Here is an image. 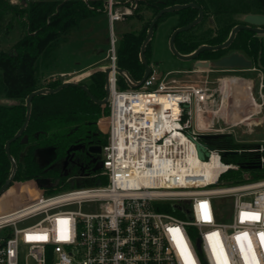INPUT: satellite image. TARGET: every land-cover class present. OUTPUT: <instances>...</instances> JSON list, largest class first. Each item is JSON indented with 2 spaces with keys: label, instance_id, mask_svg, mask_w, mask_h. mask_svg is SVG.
<instances>
[{
  "label": "built area",
  "instance_id": "1",
  "mask_svg": "<svg viewBox=\"0 0 264 264\" xmlns=\"http://www.w3.org/2000/svg\"><path fill=\"white\" fill-rule=\"evenodd\" d=\"M138 4L104 2L110 70L109 112L99 119L107 136L102 168L55 193L37 179L13 176L0 194V264H186L179 238L193 264H264V177L211 187L240 168L224 160L227 149L201 138L223 133L219 120L207 116L219 101L213 81L180 84L152 66L140 86L118 84L115 23ZM263 89L262 79L264 97ZM249 150L261 153L264 142ZM245 212L260 219L243 218Z\"/></svg>",
  "mask_w": 264,
  "mask_h": 264
},
{
  "label": "trees",
  "instance_id": "2",
  "mask_svg": "<svg viewBox=\"0 0 264 264\" xmlns=\"http://www.w3.org/2000/svg\"><path fill=\"white\" fill-rule=\"evenodd\" d=\"M104 2L105 0H27L16 3L12 0H0V34L12 32L16 25L21 29V34L9 49L0 48V99H4L0 102V187L6 182L11 170V160L5 144L25 121L27 95L43 86L56 87L63 82L61 79H54L46 85L42 84L39 75L41 62L56 51L72 28L102 11ZM189 2L199 4L204 9V17L189 30L176 35L175 46L182 54H190L202 44L224 43L234 26L246 23L244 18L247 14H264V0H139L138 7L128 18L134 19L137 16L142 19V15L138 16L142 7L152 9L154 17L163 7ZM198 14L199 9L193 6L165 12L155 24L154 33L157 24L170 15L178 18L175 29L190 23ZM211 17L214 20L212 27L193 34L194 30L202 28ZM152 18L139 30L129 29L123 32L118 41V66L129 71L137 80L145 72L141 49ZM152 39L145 51L149 63L152 58ZM231 50L243 52L264 73L263 34L251 28L240 29L229 46L205 49L196 59L216 60ZM79 82L85 84L97 99H103L107 94L104 68L93 70ZM118 84L121 88L129 86L122 75L118 78ZM108 112V105L96 103L80 86L70 85L54 93L34 96L31 116L24 131L28 135V141L23 143L17 139L10 146L11 154L17 162L13 180L26 181L50 175V171L39 160V149L54 146L59 153L64 152L77 128H82L88 120L97 121ZM218 141L221 148L239 150L236 153L224 152L223 158L227 160L232 155L236 157L235 162L240 164L239 169L224 173L220 181L230 180L234 184L245 181L250 176L264 177V162L260 161V155L264 157V150L261 153L249 150L258 144L239 143L231 133H223Z\"/></svg>",
  "mask_w": 264,
  "mask_h": 264
},
{
  "label": "rangeland",
  "instance_id": "3",
  "mask_svg": "<svg viewBox=\"0 0 264 264\" xmlns=\"http://www.w3.org/2000/svg\"><path fill=\"white\" fill-rule=\"evenodd\" d=\"M16 3L27 2V0H12ZM105 8V5H104ZM103 8L97 14L84 19L78 26L72 28L61 42L58 51L59 57L57 61H53L52 55L48 56L41 62L40 79L42 84H48L54 79H61L62 81L74 80L73 75H52V72H60L63 70H70L74 67H81L82 64H88L100 59L102 56L107 57L109 38H110V24L108 15ZM123 9V6H118ZM141 13L143 18L139 19L128 18V16L115 23V33L118 39L121 37V28L119 22L125 25L124 30L135 29L139 30L143 25L153 17L152 9L142 7ZM178 18L176 15H170L167 19L160 21L156 28L154 37L151 41L152 49V66L161 74L169 72V78H176L178 83L186 84L197 82L205 78L214 81L213 88H217L216 99L217 103H211L210 109L207 113L208 118H217L220 127L223 128V133H231L235 141L239 143H253L259 144L264 142V121L260 124L259 119L264 115L263 112L258 114L262 106L260 103L264 102V97L260 94L259 83L264 77L261 69L252 64V70H246V67H221L215 64L213 59H193L183 60L177 57L171 50L169 45L170 36L177 25ZM151 22V21H150ZM214 24L213 18H209L202 28L193 31V34H199ZM119 29V32H118ZM21 34L19 25L12 32L0 34V48L9 49L14 41ZM264 38V35H263ZM103 52L100 53V50ZM231 50L227 55L235 52ZM241 54L243 52L237 50ZM100 54V55H99ZM245 55V54H244ZM96 56V57H95ZM246 56V55H245ZM105 57L102 61H97L90 66L91 72L97 68L104 67L108 64V59ZM202 61V64H196L197 61ZM90 72V73H91ZM208 74V75H207ZM246 76L254 80L253 93L256 97V102L253 99L252 89L246 85ZM252 95L253 102H250L248 96ZM224 98L221 102L220 99ZM4 101V99H0ZM108 105V104H106ZM226 105V106H225ZM237 110V113L235 109ZM256 107V108H255ZM106 114V113H105ZM247 115V120H243V116ZM260 124V125H259ZM225 160V159H224ZM235 162L236 157L232 155L227 159ZM106 178H104L105 180ZM232 184V181L225 180L211 185V187H219ZM70 185H60L50 187L47 193H55L70 188ZM84 210L91 209L84 205Z\"/></svg>",
  "mask_w": 264,
  "mask_h": 264
},
{
  "label": "water",
  "instance_id": "4",
  "mask_svg": "<svg viewBox=\"0 0 264 264\" xmlns=\"http://www.w3.org/2000/svg\"><path fill=\"white\" fill-rule=\"evenodd\" d=\"M187 6H193V7H197L199 9V14L198 16L191 21L190 23L183 25V26H179L177 28H175L170 36L169 39V45L170 48L172 50V52L179 57L180 59L183 60H193L196 59L197 56L200 54V52H202L205 49H211V48H221V47H227L231 44V42L233 41V39L235 38L236 34L238 33V31L242 28H251L254 31H256L259 34H263L264 35V14H260V13H249L245 16L244 20L246 23H241V24H237L236 26L233 27L230 37L228 38L227 41H225L224 43L221 44H217V45H208V44H202L200 45L195 51H193L190 54H182L180 53L176 46H175V38L176 35L182 31H186L189 30L190 28H192L194 25H196L198 22H200L203 17H204V9L197 4L196 2H189L186 4H175V5H170V6H166L163 7L162 9H160L155 16L152 18L150 25H149V29H148V34L146 39L143 42L142 45V49H141V59L145 64V72L143 77L140 80H135V78L131 75V73L129 71H127L126 69H123L121 67L117 68V71L120 75L122 76H128V84L132 87H138L142 84L144 78H146L149 73L152 71V65L151 63H149L147 57H146V46L147 44L150 42V40L153 38L154 36V27L155 24L157 23V21L159 20V18L165 13V12H169V11H174L176 9H180V8H184ZM196 64H202V61H197ZM215 64H217L218 66L221 67H235V66H240V67H251L252 66V60L248 59L244 54H241L238 51H235L229 55H225L219 59L215 60ZM259 66L262 68L261 63H259ZM110 67H106L105 68V73H106V96L103 99H97L89 90V88L85 85L80 83L79 81H74V80H66L63 81L60 85L56 86V87H49V86H43L41 88H38L36 90L31 91L27 97H26V107H27V112H26V118L25 121L23 123V125L20 127V129L17 131V133L12 136L11 138H9L6 141L5 144V150L7 152L8 157L11 160V170L9 173V176L6 180V182L0 187V194L9 186L15 172H16V168H17V162L14 158V156L11 154V150H10V146L11 143L15 140H17L22 133L24 132V130L27 127L28 121L30 119L31 116V109H32V100L34 98V96L38 95V94H42V93H54L57 92L59 90H61L64 87L70 86V85H75V86H80L82 87L84 90L87 91V93H89L90 97L97 103L99 104H107L108 100H109V80H108V73H109ZM1 102V101H0ZM223 135V133H213V134H201V138L204 139L205 143H210V144H215L218 145L219 141L218 138H220ZM23 141L27 140V135H24V137L22 138ZM198 149H199V155L202 158H205V156L208 154V152L206 151V148L204 146L203 143H198L197 144ZM227 153H236L239 152V150H227ZM43 154L46 153H52L55 154V148L54 147H47L44 148L42 150ZM39 154V152H38ZM103 166V163L97 167L101 168ZM86 182H90L89 179L85 180ZM37 183L39 186L41 187H45V188H50L52 186H54L56 183H51L49 182L48 179H44V178H39L37 179ZM98 184L102 183L101 179H98L97 181ZM72 184H74V181L72 182ZM78 185L82 184V181L80 180V178L77 179V183Z\"/></svg>",
  "mask_w": 264,
  "mask_h": 264
},
{
  "label": "flooded vegetation",
  "instance_id": "5",
  "mask_svg": "<svg viewBox=\"0 0 264 264\" xmlns=\"http://www.w3.org/2000/svg\"><path fill=\"white\" fill-rule=\"evenodd\" d=\"M24 135L27 134L23 132L18 139L26 143L28 135L27 140L23 141ZM106 140V134L99 127V119L97 121L88 120L82 128H77L73 133V137L64 152L59 153L56 147L49 146L55 148V154H43L42 150L47 146L42 147L38 151V157L50 171V175L43 178L48 179L51 183H56L52 187L65 186L72 185V182L76 181L77 178L89 175L96 170L99 171L102 167L96 168L103 163V147Z\"/></svg>",
  "mask_w": 264,
  "mask_h": 264
},
{
  "label": "crops",
  "instance_id": "6",
  "mask_svg": "<svg viewBox=\"0 0 264 264\" xmlns=\"http://www.w3.org/2000/svg\"><path fill=\"white\" fill-rule=\"evenodd\" d=\"M118 22V21H117ZM119 28H121L120 30H121V34L123 33V32H125V31H127L126 29L124 30V27H125V25H123L122 23H120L119 22ZM118 32H119V29H118ZM61 46V45H60ZM60 46L56 49V51L52 54V58H53V61L55 62V61H57L58 60V57H59V53H58V51H59V49H60ZM101 52H103V49H101L100 50V53ZM100 55V54H99ZM96 57V56H95ZM105 54H104V56H102L100 59H98V60H95V61H92V62H87L88 64H82L83 66H81V67H74V68H72V69H70V70H63V71H60L59 73L58 72H52L51 74L52 75H73L72 77H74V79H80L81 77H85V76H88L89 74H90V72H91V69H90V66H92L94 63H96L97 61H102V60H104L105 59ZM151 65H152V63H151ZM105 67V66H104ZM104 67H101V68H104ZM247 68V67H246ZM253 68H251V67H248L246 70H252ZM208 75V74H207ZM263 79V78H262ZM262 79H261V81H260V83H259V90H260V94H261V83H262ZM198 82V81H197ZM214 82V81H213ZM192 83H196V81L195 82H192ZM246 85L248 86V88H251L252 89V94H253V99L256 101V102H258L257 101V99H256V97L254 96V93H253V88H254V80L252 79V78H250L249 76H246ZM250 94V93H249ZM262 95V94H261ZM250 96H251V101L250 102H253L254 104H255V101H253V99H252V95L250 94ZM264 103V102H263ZM260 104H262V103H260ZM262 106V105H261ZM256 108V107H255ZM235 110H237V109H235ZM263 106H262V109H261V111L258 113V114H261L263 111ZM237 113V112H236ZM262 116V118H260L259 119V122H260V124L264 121V115H261ZM248 116L247 115H245V116H243V120H247V119H250V118H247ZM259 124V125H260Z\"/></svg>",
  "mask_w": 264,
  "mask_h": 264
},
{
  "label": "snow or ice",
  "instance_id": "7",
  "mask_svg": "<svg viewBox=\"0 0 264 264\" xmlns=\"http://www.w3.org/2000/svg\"><path fill=\"white\" fill-rule=\"evenodd\" d=\"M201 207L204 210V219L205 220H209L210 216H209V214L207 212V205L206 204H202ZM242 217L246 218V219H250V220H259L260 219L259 214H257V213H249V212L242 213ZM170 231H172L173 233L177 234V237L179 238V229H171ZM213 235H215V234H213ZM246 235L247 234H245V238H246ZM261 237H262V243H264V234H261ZM32 238L33 237H29V239H32ZM237 239L239 240L240 237H237ZM179 240H180L179 246H180V248L182 250V255L185 258L186 264H193V262L191 260V254L188 252L187 246L183 244L182 238H179ZM224 264H227L226 259H225Z\"/></svg>",
  "mask_w": 264,
  "mask_h": 264
},
{
  "label": "bare ground",
  "instance_id": "8",
  "mask_svg": "<svg viewBox=\"0 0 264 264\" xmlns=\"http://www.w3.org/2000/svg\"><path fill=\"white\" fill-rule=\"evenodd\" d=\"M248 98H249V100L251 101V96H250V94H249V96H248ZM226 106V105H225ZM239 109V107L237 108V110ZM237 110H235L236 112H237ZM209 171H210V168H209Z\"/></svg>",
  "mask_w": 264,
  "mask_h": 264
}]
</instances>
